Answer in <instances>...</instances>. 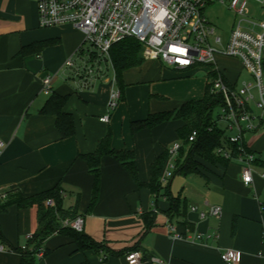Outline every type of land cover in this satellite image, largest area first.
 <instances>
[{
    "label": "crops",
    "instance_id": "obj_1",
    "mask_svg": "<svg viewBox=\"0 0 264 264\" xmlns=\"http://www.w3.org/2000/svg\"><path fill=\"white\" fill-rule=\"evenodd\" d=\"M83 42L84 33L72 24L41 27L35 1L0 0V140L6 143L0 155V191L15 189L31 197L59 185L63 207L83 215L84 233L101 245L79 249L72 235L54 232L43 242L45 253L36 264H129L126 256L135 248L144 255L141 264H228L220 255L226 249L237 250L241 264H264V121L246 137L256 154L253 182L243 181L238 162L196 157L198 171L162 180L170 187L182 185L177 195L172 193L182 201L180 214L170 219L165 212L169 198L160 196L156 204L148 184L152 164L182 141L179 130L186 122L174 119L137 129L134 122L202 98L213 73L199 80L195 67L145 59L124 72L122 98L110 109L111 95L119 89L112 66L104 77L84 83L65 65ZM234 60L240 65L232 69L228 59L217 63L225 62V80L239 86L251 78L244 75L241 60ZM47 76L53 78L52 92L68 96L63 109L74 119L71 136L61 134L55 112H43L50 97L44 92ZM106 115L109 119L103 121ZM108 134L113 148L135 152L137 178L116 157L104 155L98 200L91 206L94 175L83 156L94 153ZM209 205L222 206V215L202 218L200 211ZM168 221L181 233L190 229L188 234L210 237L175 240ZM38 227V204H11L0 212V244L7 248L0 251V264H21L20 250L28 248Z\"/></svg>",
    "mask_w": 264,
    "mask_h": 264
},
{
    "label": "built area",
    "instance_id": "obj_2",
    "mask_svg": "<svg viewBox=\"0 0 264 264\" xmlns=\"http://www.w3.org/2000/svg\"><path fill=\"white\" fill-rule=\"evenodd\" d=\"M37 4L41 27L72 24L85 34L82 46L66 61L65 65L84 83L105 76L109 67L112 46L127 38H136L143 46V56L147 60H160L163 63L188 69L198 65H211L214 70L209 80L211 92L220 93L224 103L219 120L226 123L229 143L237 144L238 155L234 156L229 143L217 148L219 155L238 162L241 165L242 179L246 184L253 182V164L256 154L244 143L246 134L260 127L264 118V18L258 22L249 17L247 0H33ZM264 4V0H257ZM215 3H226L240 19L233 26L226 39L216 35V26L205 14L206 8ZM264 7V6H263ZM242 16V17H241ZM89 43L94 51L86 47ZM178 50V51H177ZM231 56L241 60L244 68L252 77L239 86L225 80L217 63V56ZM80 58V61L77 60ZM51 76L44 78V92L52 93ZM122 98L120 89L111 95L109 103L113 109ZM109 116L102 118L108 121ZM197 131L189 137L194 141ZM6 143L0 140V155ZM182 142L169 148L171 158L162 176L169 179L175 169ZM7 197L0 191V200ZM46 207L56 206L53 198H48ZM198 211L196 206H191ZM223 207L209 205L201 210L200 216L220 217ZM171 219V218H170ZM85 218L63 220V226L77 231L84 230ZM168 233L173 239H185L202 242L210 236L202 232L188 234L178 231L177 226L168 221ZM33 234L30 235V239ZM7 250L0 244V251ZM45 249L40 248L38 256H43ZM221 258L228 264H241L240 253L235 249L220 252ZM129 264H141L144 255L139 250L128 252Z\"/></svg>",
    "mask_w": 264,
    "mask_h": 264
},
{
    "label": "trees",
    "instance_id": "obj_3",
    "mask_svg": "<svg viewBox=\"0 0 264 264\" xmlns=\"http://www.w3.org/2000/svg\"><path fill=\"white\" fill-rule=\"evenodd\" d=\"M110 61L116 75V80L121 93L125 87L123 74L126 70L140 66L144 63L143 46L134 37H127L115 43L110 51ZM67 95H62L57 92H52L48 98L43 112H55L58 116L57 127L64 137L71 136L75 132L74 119L71 113L64 111L63 107L67 100ZM224 103V97L220 93H213L208 85L205 95L200 99H190L183 103L180 107L160 111L149 114L145 119L134 122V128L145 126H154L159 123L170 121L174 119H183L186 124L179 130L182 139V146L179 151L178 158L175 163L174 174L189 173L191 171H198V158L201 157L211 162L222 161L227 164L232 162L224 156L219 155L217 148L225 143H229L226 130H223L218 125V120L214 118L213 112L216 107H220ZM260 127L253 132L258 131ZM197 131V137L194 141H190L189 137L193 131ZM251 132V133H253ZM250 134V133H248ZM244 143L247 146L246 137ZM233 150L234 156L238 155L237 144L229 143ZM248 147V146H247ZM104 155H112L116 157L122 164L129 168L132 174L137 178V163L136 155L133 150H116L111 145V136L108 134L100 141L97 150L94 153L86 154L83 158L88 162L90 172L94 175L93 185V199L91 206H93L99 196L101 183V160ZM171 158L169 149L165 150L160 156L156 158L152 164V179L148 184L150 187L155 203L158 204L160 196H167L170 200V208L165 212L173 219L177 214H180L181 200L172 194L169 185L162 183V176ZM165 190L163 194L161 192ZM7 197L0 200V212L7 209L11 204H17L19 207L30 206L34 204L39 205V227L33 238L30 239L29 246L25 250H20L22 253L21 264H36L38 252L43 247L45 239L54 232H65L72 235L77 243L79 249L86 247L100 249L101 245L92 240L83 231H77L69 226H63V220L66 218H75L79 214L70 212L63 207V196L59 185L38 195L25 196L22 192L17 190L5 191ZM48 198H53L56 202L55 207L48 208L45 202ZM184 206L187 205L184 203ZM153 220L150 221L149 227ZM186 222V221H185ZM187 223V222H186ZM44 248V247H43ZM133 250H138L135 248Z\"/></svg>",
    "mask_w": 264,
    "mask_h": 264
},
{
    "label": "rangeland",
    "instance_id": "obj_4",
    "mask_svg": "<svg viewBox=\"0 0 264 264\" xmlns=\"http://www.w3.org/2000/svg\"><path fill=\"white\" fill-rule=\"evenodd\" d=\"M247 6L249 8L248 17L252 21L258 22L264 18V7H263L264 4H262L261 2L257 0H247ZM205 14L207 18L209 19V21L213 24V26L214 25L216 26V35L221 36L223 39H226L230 31L232 30L233 26L240 19V16H237L235 11L229 8V6L226 3H215V4L209 5L205 10ZM84 38H85V34H84ZM86 47L92 51L95 50V48H93L89 43L86 44ZM230 57L231 56L218 55L217 59L222 60L224 58V61L225 60L227 61L228 59L229 61L227 62V65L231 69L238 67V64L240 65V63L234 60L235 57H231V58ZM77 60L80 61V58H78ZM224 63H221L219 66V68L222 70H224L223 69ZM213 70L214 68L211 65H205V64L198 65L197 67H195V70H194L195 71L194 73L197 75L195 79L198 78L199 80H201L203 75L206 72H210ZM247 74L249 73L246 70L244 75L247 76ZM250 78L252 77L250 76ZM221 111H222L221 107L219 106L216 107L213 112L214 118L218 120V125L221 129L226 130L227 134H231L233 133V131H228L226 127V123L224 121L219 120V115ZM174 172L175 170H172L173 174ZM164 185L166 186L169 184H164ZM181 188H182L181 184H171L170 190L172 191L173 194L177 195L179 191L181 190Z\"/></svg>",
    "mask_w": 264,
    "mask_h": 264
},
{
    "label": "snow or ice",
    "instance_id": "obj_5",
    "mask_svg": "<svg viewBox=\"0 0 264 264\" xmlns=\"http://www.w3.org/2000/svg\"><path fill=\"white\" fill-rule=\"evenodd\" d=\"M178 51V50H177Z\"/></svg>",
    "mask_w": 264,
    "mask_h": 264
}]
</instances>
